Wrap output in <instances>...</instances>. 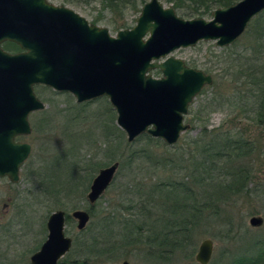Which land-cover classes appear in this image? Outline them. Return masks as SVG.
<instances>
[{
  "label": "rangeland",
  "instance_id": "obj_1",
  "mask_svg": "<svg viewBox=\"0 0 264 264\" xmlns=\"http://www.w3.org/2000/svg\"><path fill=\"white\" fill-rule=\"evenodd\" d=\"M48 1L56 6L73 9L91 24L94 17L98 16L96 19L101 22L95 25L109 29L113 36L118 33L115 28L118 29L119 25L112 24L115 18H111L107 11L93 1L90 4ZM160 1L166 8L174 7L164 0ZM176 12L185 20L191 19L185 17L182 11ZM139 15L132 12L126 14V19L129 18L127 23L130 24L128 29L136 26ZM262 15L254 17L245 33L231 46L221 48L216 42L203 41L196 47L180 49L171 55L214 79L213 84L206 86L195 98L185 117L184 124L190 128L182 133L173 146L149 135L151 140H139V137L129 143L126 133L117 125V114L107 98L78 104L70 94L37 86L36 95L45 104V109L31 115L32 133L22 139L32 146V152L17 184L0 180V264H31L32 255L40 250L47 239V220L58 210L70 215L71 222L66 226V235L74 241L71 251L59 263L66 259V262L78 260L85 264H122L124 261L132 264H199L196 261L199 247L204 240L210 239L214 243L210 264H229L237 256L246 254L255 243L260 246L264 242V223L254 228L250 226V219L261 217L264 220V128L254 121L253 114L245 106L232 103L244 90L240 72L246 69L245 62L256 46H252V38L255 23L260 17V21H264V12ZM204 19L212 20L213 14ZM151 74L155 78L162 77L161 72L154 71ZM212 137H223L222 141L226 137H247L252 140L255 151L244 161L236 163L237 166L251 168L252 181L245 193L231 196L232 200L222 206L219 218H211L196 227L195 249H185L168 259H159L150 255L142 243L130 247L117 244L118 250H115L112 240L109 246H114V249L110 247L111 251L104 255L99 252L102 245L98 247V244L97 250L93 248V254L86 252V246L92 245L94 238L104 239V217H116L113 222L116 223V230H120L123 223L129 220H135L138 224L136 220L141 218V209H149L157 216L160 210L156 205V186H170L174 181L191 184L197 174L193 162L204 159L196 143L203 145ZM132 151L142 152L133 157ZM116 162L119 163V169L112 186L91 206L86 196L93 179L99 170ZM95 168H98L95 176L87 193L81 198L87 184L85 177L88 178L90 171ZM42 171L53 173L63 186L76 181L80 188L74 187L70 195L46 198L41 194ZM213 175L216 176V173ZM165 195L176 200L179 193H167L162 197ZM76 210H85L91 215L83 231L78 230L77 221L71 216ZM227 223L229 228L225 231ZM76 242L80 245L77 246ZM166 254L163 252V256L166 257Z\"/></svg>",
  "mask_w": 264,
  "mask_h": 264
},
{
  "label": "water",
  "instance_id": "obj_2",
  "mask_svg": "<svg viewBox=\"0 0 264 264\" xmlns=\"http://www.w3.org/2000/svg\"><path fill=\"white\" fill-rule=\"evenodd\" d=\"M263 12L264 0H242L214 11L210 21L185 20L174 7L150 0L134 28L113 36L73 9L48 0H0V177L17 183L32 152L29 143L16 139L31 135L30 116L45 109L36 86L70 94L78 104L107 98L129 143L149 135L170 146L177 144L190 128L184 123L191 105L214 79L171 55L203 41L231 46ZM6 42L22 52H7L2 47ZM157 70L161 78L151 74ZM118 169L116 162L99 171L87 195L91 206L112 186ZM71 216L79 231L91 219L85 210ZM66 220L63 210L49 216L47 239L32 255L31 264H59L71 251ZM263 223L261 217L250 219L254 228ZM213 254L214 243L206 239L196 261L210 264Z\"/></svg>",
  "mask_w": 264,
  "mask_h": 264
},
{
  "label": "trees",
  "instance_id": "obj_3",
  "mask_svg": "<svg viewBox=\"0 0 264 264\" xmlns=\"http://www.w3.org/2000/svg\"><path fill=\"white\" fill-rule=\"evenodd\" d=\"M63 1L67 4H90L92 1L99 4L104 11L110 14L111 18H115L112 24L119 25L118 29L115 28L117 32L130 28V24L127 23L129 18L126 19V14L132 12L138 16L142 7L148 2V0ZM164 1L173 4L176 11H182L185 17L192 19L211 16L216 9L237 4L241 0ZM261 17L257 21V24L255 23L254 38H252V46H256L252 48L250 58L245 62L246 69L240 72L241 79H243L241 85L245 87L241 91V94L237 96L236 102L232 104L237 105L239 103L238 105L245 106L246 110L253 114L254 121L264 128V21L262 22L263 19L260 21ZM96 18L98 16L94 17L93 24L101 22ZM2 47L10 53L21 51L19 46L11 42L4 43ZM156 72L160 73L159 71ZM91 102H87L86 104ZM112 114L113 112H111ZM146 138L151 140L148 135L141 136L139 140ZM222 139L223 137H212L210 141H207L203 145L199 142L196 143L204 159L193 162V169L197 174H194L196 179H193L191 184L184 181H174L170 186L164 184L156 186L157 192H152H156L155 196L158 197V201L155 200L160 210L157 216L150 212L149 209H141V213L139 214L141 218L136 220L139 223L137 224L135 220H129L123 223L120 230H116V223L113 222V219L116 217H104L105 221L102 223L104 225L102 226L104 239L99 240L94 238L91 241L93 246L87 245L86 252L93 254L94 250H97L98 244V247L102 245V249L99 252L104 255L111 251L110 247L112 246H109V243L112 240L115 250H118L117 244H122V247H130L142 243L143 246L147 247L150 255L157 256L159 259H168L172 254L182 252L185 249H195L194 231L196 227L209 221L211 218H219L222 206L224 204L227 205L232 200L231 196L245 193L252 181L251 168L237 166L239 161H244L255 151L256 147L252 140L247 137H226L223 141ZM141 152L132 151V155L135 157L136 153ZM92 166L94 167V164ZM97 169L95 168L90 171L88 178L85 177L87 184L84 186L85 189L81 198L87 193L89 184L94 178V173H96ZM42 172V175H40L41 194L46 198L55 199L57 195H70L73 194L74 187L76 189L80 188V186L76 185L78 183L76 181L67 182L63 186L53 173ZM213 173H216V176ZM76 176L75 179H77ZM167 193H179V195L176 200H172L166 195L162 197ZM91 211H93V207ZM69 222H71V217L68 215L67 224ZM228 226V223L225 224V231L229 228ZM146 232L148 233L147 236L145 235ZM258 244L255 243V245L250 246L246 254L237 256L229 264H264V242L260 246ZM76 245L79 246L80 243L76 242ZM163 252H167L166 257L163 256ZM59 264H85V262L83 263L78 260L66 262L65 259Z\"/></svg>",
  "mask_w": 264,
  "mask_h": 264
},
{
  "label": "flooded vegetation",
  "instance_id": "obj_4",
  "mask_svg": "<svg viewBox=\"0 0 264 264\" xmlns=\"http://www.w3.org/2000/svg\"><path fill=\"white\" fill-rule=\"evenodd\" d=\"M24 137H19V138H17L16 139V141L17 142H24L22 139H23ZM24 143H26V142H24ZM24 166V165H23ZM23 168V167H22ZM22 168H21V170H22ZM20 175H21V171H20V174H19V181H20ZM0 180H7V181H9L10 183H13V184H17V183H14V182H12L11 181V179L9 178V177H0ZM90 214V213H89ZM91 216V215H90ZM67 217H68V214H67ZM73 243H74V241H73ZM73 247V246H72Z\"/></svg>",
  "mask_w": 264,
  "mask_h": 264
},
{
  "label": "bare ground",
  "instance_id": "obj_5",
  "mask_svg": "<svg viewBox=\"0 0 264 264\" xmlns=\"http://www.w3.org/2000/svg\"><path fill=\"white\" fill-rule=\"evenodd\" d=\"M100 171V170H99ZM97 176V175H96ZM94 180V179H93ZM93 182V181H92ZM92 185V184H91ZM91 187V186H90ZM90 191V189H89ZM89 193V192H88ZM88 195V194H87ZM86 199H87V196H86ZM70 216V215H69ZM68 218V217H67ZM66 226H67V220H66Z\"/></svg>",
  "mask_w": 264,
  "mask_h": 264
}]
</instances>
